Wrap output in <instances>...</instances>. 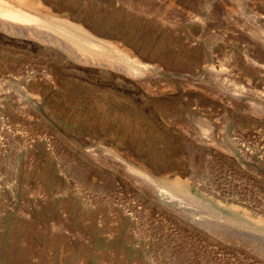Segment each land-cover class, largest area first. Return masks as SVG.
Masks as SVG:
<instances>
[{
	"label": "rangeland",
	"instance_id": "obj_1",
	"mask_svg": "<svg viewBox=\"0 0 264 264\" xmlns=\"http://www.w3.org/2000/svg\"><path fill=\"white\" fill-rule=\"evenodd\" d=\"M0 5V264H264V0Z\"/></svg>",
	"mask_w": 264,
	"mask_h": 264
},
{
	"label": "bare ground",
	"instance_id": "obj_2",
	"mask_svg": "<svg viewBox=\"0 0 264 264\" xmlns=\"http://www.w3.org/2000/svg\"><path fill=\"white\" fill-rule=\"evenodd\" d=\"M2 3H3V2H2ZM3 4H4V3H3ZM41 5H43V4L41 3ZM0 6H1V5H0ZM2 6H3V5H2ZM31 6H33V5H31ZM43 6H44V5H43ZM4 7H5V6H4ZM44 7H45V6H44ZM0 8H2V7H0ZM9 8H11V7H9ZM42 8H43V7H42ZM3 9H4V8H3ZM3 9H2V10H3ZM0 11H1V10H0ZM5 11H7V10H5ZM0 14H1V13H0ZM2 14H3V12H2ZM11 17H12V16H11ZM19 17H20V16H19ZM23 20H24V19H23ZM9 22H11V21L9 20ZM12 22H13V21H12ZM48 22H49V21H48ZM13 23H14V22H13ZM62 24H63V23H62ZM64 24H65V23H64ZM13 25H14V27H15L16 24L14 23ZM17 26H18V25H17ZM67 26H68V25H67ZM67 26H66V27H67ZM79 28H80V27H79ZM83 30H84V29H83ZM77 32H78V31H77ZM90 38H91V37H90ZM66 43H67V42H66ZM119 62H120V61H119ZM120 63H121V62H120ZM132 70H133L134 72H137V71H135L134 69H132ZM161 191H162V193H163L164 190H161ZM164 193H165V192H164ZM169 197H171V196H169ZM171 198H172V197H171Z\"/></svg>",
	"mask_w": 264,
	"mask_h": 264
}]
</instances>
